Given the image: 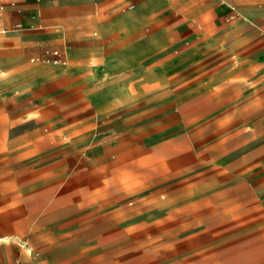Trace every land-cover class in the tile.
Masks as SVG:
<instances>
[{"label":"rangeland","instance_id":"obj_1","mask_svg":"<svg viewBox=\"0 0 264 264\" xmlns=\"http://www.w3.org/2000/svg\"><path fill=\"white\" fill-rule=\"evenodd\" d=\"M119 2L103 17L136 12L147 22L119 40L123 97L103 117L95 104L117 69H93L113 53L108 34L31 45L38 32H0V50L30 44L22 83L0 91V264H264V150L231 127L261 118L214 116L209 87L215 62L264 60V50L195 44L241 20L242 31L264 34V0L254 20L239 7L235 18L178 31L166 0ZM91 44L108 47L86 52ZM213 157L224 163L213 169Z\"/></svg>","mask_w":264,"mask_h":264},{"label":"crops","instance_id":"obj_2","mask_svg":"<svg viewBox=\"0 0 264 264\" xmlns=\"http://www.w3.org/2000/svg\"><path fill=\"white\" fill-rule=\"evenodd\" d=\"M13 0H0V26H10L13 29L2 28L0 32H38L29 42L31 45L37 43H52L56 38L64 40V44L75 42L77 39L81 42H91L92 32H102L108 34L111 38L112 55L102 57L100 63L93 69L110 66L117 72L116 77L111 80V88L101 94V99L95 104V114L97 117H103L109 113H114L120 109L118 101L123 95L114 90L117 88V79L124 67V59L119 56L117 51L119 40L122 37L140 36L143 32V26L147 22L145 16L142 18L134 13L118 14L111 12V15L104 16V10L109 7L116 11L119 0H26L19 1L18 7L22 12L11 6ZM171 6V10L177 14L176 30H182L189 21H215L217 17H223L227 13L233 14L235 18L241 11L244 18L254 20L262 15L263 0H241L239 7L234 5L233 0H166ZM145 5H142L144 8ZM231 7V8H230ZM243 21L229 25L222 32L215 34L213 40H197L195 44L204 45L211 43L213 52L233 53L237 50H247L249 45L254 44L255 51L263 53L264 34L260 32H248L244 28ZM22 23L23 28L17 29L16 24ZM28 26L25 28L24 26ZM247 25V24H246ZM76 29L75 31H73ZM121 32H129L123 35ZM194 32H199L195 30ZM216 33V32H215ZM201 37V34H196ZM144 48H148L149 40L143 41ZM22 40H18L14 45L0 52L8 54L7 58H0V91L8 90L13 85L22 83L24 77L23 57L27 45ZM43 45V44H41ZM106 44L88 45L86 52H97L107 46ZM107 46V47H108ZM47 56L53 57L50 52L55 49H43ZM59 51V50H58ZM45 55V56H46ZM61 57V56H60ZM39 59V58H38ZM35 58H32L34 61ZM67 61V59H66ZM66 65V64H65ZM209 84L212 98L214 100L213 114L216 116L223 114L224 117H259V125H231L232 130L239 128L243 130L247 137H250L257 148L264 150V60L262 58L253 59L245 55L241 60L217 61L213 67ZM92 71V72H93ZM98 76L106 75L99 73ZM108 81V80H107ZM115 87V88H114ZM112 89V92L109 90ZM109 102L105 108H99V105ZM103 107V106H102ZM0 115L7 116V110H1ZM226 125V124H225ZM238 126V127H234ZM227 128V126H226ZM215 131V130H214ZM261 145V146H259ZM264 158V155H262ZM224 161L209 158L207 164L215 169L217 164ZM256 165H262L263 161L255 162ZM5 238H0L3 240ZM45 261L40 258L38 263Z\"/></svg>","mask_w":264,"mask_h":264},{"label":"built area","instance_id":"obj_3","mask_svg":"<svg viewBox=\"0 0 264 264\" xmlns=\"http://www.w3.org/2000/svg\"><path fill=\"white\" fill-rule=\"evenodd\" d=\"M20 1H26V0H20ZM18 3H19V1L13 0V1H11V6L14 7L17 10L18 13H21L22 10H21V8L18 7ZM16 28L17 29L23 28L22 23H17L16 24ZM53 54L55 56H58L59 55V51H54ZM54 62L55 63L63 62V64H66V61H62V60H58V59H55Z\"/></svg>","mask_w":264,"mask_h":264}]
</instances>
